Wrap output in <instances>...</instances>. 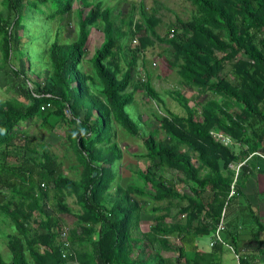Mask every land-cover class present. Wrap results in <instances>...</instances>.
Returning a JSON list of instances; mask_svg holds the SVG:
<instances>
[{
    "label": "trees",
    "instance_id": "trees-1",
    "mask_svg": "<svg viewBox=\"0 0 264 264\" xmlns=\"http://www.w3.org/2000/svg\"><path fill=\"white\" fill-rule=\"evenodd\" d=\"M188 1L195 8L191 18L177 16L164 36L156 33L150 18L148 27L173 48L183 87L209 97L198 107L191 106L175 91L186 111L179 115L161 104L160 93L146 77L136 87L166 111L157 115L159 125L149 130L127 109L135 102L130 90L132 69L152 44L145 32L130 49L131 61L120 76L119 53L125 45L119 46L120 33L113 26L111 9L103 8L101 1L3 0L7 16L0 11V69L12 62L13 53L19 56V66L8 85L13 97L0 99V189L10 190L9 198L0 191V213L16 227V233L7 236L12 260L5 261L0 253V264H64L60 214L76 218L69 232L72 248L81 246L74 247L81 264L167 261L153 251L157 243L178 253L170 259L176 264L198 263L205 257L212 263L211 253L197 251L188 257L182 243L188 235L214 231L235 177L230 164L243 162L255 152L264 154V0ZM51 4L56 7L50 15L53 18L76 9L78 37L69 43L48 42L49 73L33 86L27 75L33 69L31 55L25 53L31 43L24 42L23 13ZM94 27L104 34L90 59L102 84L96 92L92 85H98L97 79L81 67ZM47 103L51 106L42 109ZM36 118L48 133L65 128V140L83 167L79 179L64 174L50 149L44 144L40 148L28 130H19L22 123ZM121 129L145 149L138 155L149 162L138 171L142 187L119 183L118 167L124 156ZM212 132L229 136L231 142L222 143ZM166 169L179 175L168 179ZM188 183H193L185 187L192 195L183 187ZM207 190L209 197L204 198L202 192ZM68 196L76 197L80 211L72 210ZM137 196L153 201L150 212L154 214L151 230L138 235L134 231L144 208ZM177 199L188 201L179 210L180 214L188 212L187 222L167 223L169 206ZM194 220L199 224L194 226ZM170 235H178L180 244L172 243Z\"/></svg>",
    "mask_w": 264,
    "mask_h": 264
},
{
    "label": "rangeland",
    "instance_id": "rangeland-1",
    "mask_svg": "<svg viewBox=\"0 0 264 264\" xmlns=\"http://www.w3.org/2000/svg\"><path fill=\"white\" fill-rule=\"evenodd\" d=\"M97 1L102 2L103 8L109 7L111 9L113 26L120 33L119 46L125 45V49H122L119 53L120 76L126 70L127 62L131 61L130 49H134L135 45H137L139 35L145 32L152 40V44H149L144 49L143 56L139 57L132 69L130 90L135 93V102L129 105L127 109L135 121L141 123L146 129H155L159 125L157 115L166 114L161 104L173 113L185 115L186 111L181 106L178 95L174 93L175 91H180L189 100L191 106L198 107L206 100V97H209L201 95L195 88L183 87L178 73V66L175 64L173 48L169 44L158 40L150 27H148L147 20L150 18L154 22L156 33L164 36L169 25L175 21L177 16L183 19H190L195 8L188 0H87V3H96ZM44 6L39 5L37 11L28 10L23 13V28L27 33L24 36V42L28 41L29 44L31 43L28 50H25V53L29 51L28 54L31 55L33 69L27 75H29L28 77L31 79V85L33 86H35L36 82L43 80L44 74L49 73L50 58L47 52L48 42L51 43L56 40L63 43L72 42L77 39L79 30V22L75 12L77 2L75 3L74 10L69 14L64 16L57 15L54 18L50 15L55 11L56 7L51 4L49 8L44 9ZM0 11L7 16L3 0H0ZM131 30L134 31V35L131 33ZM31 39H33L32 42H30ZM103 39V32L99 28L94 27L87 42L85 61L81 65L85 72H88L97 79L98 85H92L93 92H96L97 88H100L102 84L98 80L97 73L92 67L90 59L93 56L94 50L103 42ZM1 63L2 54L0 51V66ZM18 66L19 56L13 53L12 62L0 69V99L13 97V92H8V85L15 79L14 69H18ZM146 77L151 78L152 85L160 93L163 99L161 104L147 96L141 87H136ZM24 83L26 84L27 82L24 80ZM40 123L41 120L36 118L28 123H22L19 130H28L29 135L36 140L40 148L44 144L50 149L61 163V170L64 174L73 179H79L83 167L77 161L74 149L65 140V128H58L48 133L41 128ZM120 131H122V133L119 132L121 147L124 153L131 154L129 157L131 161L129 159L121 161L122 168L129 165H137L138 168L145 169L148 166V160L140 156L138 157L141 152H145L144 147L137 139L135 140V138L129 136L125 130L121 129ZM10 161L13 160L11 159ZM164 174L168 179H175L179 175L176 170L172 169H166ZM118 175L120 176L119 171L117 177L120 179ZM188 184H185L183 187ZM0 191L9 198L10 190L8 188H2ZM139 198L142 205H149L148 198ZM67 202L70 203L74 212L80 211V206L75 196H68ZM34 215L38 216L39 213L35 212ZM59 216L62 217L64 226L70 231L75 224V217L71 214H60ZM39 231L43 232L40 229ZM13 233H16L15 225L4 214L0 213V253L7 262L12 260V253L7 245V236ZM171 241L178 245L180 244L179 240L172 238ZM176 254L178 253L176 252Z\"/></svg>",
    "mask_w": 264,
    "mask_h": 264
},
{
    "label": "crops",
    "instance_id": "crops-1",
    "mask_svg": "<svg viewBox=\"0 0 264 264\" xmlns=\"http://www.w3.org/2000/svg\"><path fill=\"white\" fill-rule=\"evenodd\" d=\"M123 154L122 161L129 159L131 156L130 153H124V151ZM139 170L140 168H138L137 165H129L122 168V164L120 163L118 167L120 173V176L118 175L120 178L118 179L119 183L123 187H128L129 185L142 187L144 183L138 175ZM240 177L235 193L227 199L222 208V211L224 208L226 210V229L224 238L228 243L234 245L235 251L241 253V264H264V157L258 156L256 158H251ZM189 184L190 187L193 186V183ZM190 190L191 189H185L189 195H192L193 193ZM202 193L204 198L209 197L210 192L208 190ZM144 199H147V197ZM148 204V206L143 205L144 210L141 215L139 226L137 230L134 231L137 235L139 233L143 234L149 232L153 226L154 214L150 212L153 201L149 199ZM182 205L187 206L188 201L177 199L169 206L170 211L166 217L167 223L184 224L187 222L188 212L180 214L179 211ZM203 216V213H201V223L205 222ZM193 224L194 226L198 225L199 220H194ZM168 238L169 240L173 238L180 241L178 235H170ZM212 241L213 232L198 236H187L186 241L182 244L188 257H191L194 252L199 251L202 252L203 255L211 253V259H213L212 263H210V257H205L198 263L192 264H238L234 252L228 246L221 243L212 245ZM171 242L173 243V241ZM154 246L153 251L169 259L167 261L156 260V262H152V264H176V261L173 260L177 257L175 251L164 250L159 243ZM74 247L78 249L81 246L75 245ZM88 248L91 250L90 245H88ZM171 258L173 259L170 260Z\"/></svg>",
    "mask_w": 264,
    "mask_h": 264
},
{
    "label": "built area",
    "instance_id": "built-area-1",
    "mask_svg": "<svg viewBox=\"0 0 264 264\" xmlns=\"http://www.w3.org/2000/svg\"><path fill=\"white\" fill-rule=\"evenodd\" d=\"M49 106H51V103H47V104L43 105L42 109H45L46 107H49ZM212 133H214V132H212ZM214 136L224 144H229L231 142V138L227 135L222 134V133L215 132ZM253 155L264 157L263 153L255 152V153L250 154L243 162H240L237 164H234V163L230 164V167L232 169H234V171H235V177H234V180H233L232 185H231L229 197L235 193L237 178L240 175L242 166H244V165L247 166L249 159H251ZM225 218H226V210L224 208L223 211L221 212L219 222L217 223V225L213 231L212 245L215 243H221L223 245L228 246L234 252L235 257L238 260V264H241V262H240L241 261V253L235 251L234 245H232L231 243H228L226 241V239L224 238V232L226 229ZM59 240H60V244H61V258H62V261L64 262V264H81L77 260V255L72 248V242L70 239V232H69L68 228H66L65 226L62 227V229L59 231ZM72 256L74 258H72ZM136 264H141V263H136Z\"/></svg>",
    "mask_w": 264,
    "mask_h": 264
}]
</instances>
